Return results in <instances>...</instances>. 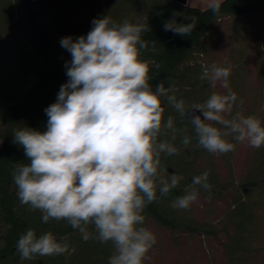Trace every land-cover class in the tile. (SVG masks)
Instances as JSON below:
<instances>
[{
  "label": "trees",
  "instance_id": "16d2710c",
  "mask_svg": "<svg viewBox=\"0 0 264 264\" xmlns=\"http://www.w3.org/2000/svg\"><path fill=\"white\" fill-rule=\"evenodd\" d=\"M213 4L220 5L219 12L212 11ZM213 4L201 8L174 0H0V264H108L113 252L111 243L84 240L66 221L43 223L39 211H30L19 202L12 177L16 165L27 160L22 147L13 141L15 131L26 126L46 130L45 109L56 102L61 85L68 81L65 65L71 61V54L61 47V39L86 36L94 19L109 15L117 23L127 20L148 26L149 30L142 35L148 42L142 59L160 65H151L153 90L162 81L165 87H173L177 98L187 105L203 103L217 91V87L213 89L207 80L201 79L204 69L212 64L227 67L229 88L237 95L234 113L255 115L264 121V53L260 46L264 0H222ZM174 13L181 15L174 17ZM188 16L197 18L190 35L164 30L165 22L173 18L177 23H190ZM221 40L227 43L226 47L220 45ZM255 51L261 84L258 90L250 74V58ZM163 106L165 120L173 116L175 127L187 129L184 134L192 139L185 147L179 133L174 141L171 132L160 137L180 150L178 155L162 154L163 174H176L183 179L167 197H161L157 191V201L143 213L144 226L164 228L172 238L180 232L204 238L221 235L223 260L211 257V264H262L264 147H250L244 173L238 179L232 167L235 150L211 154L197 147L189 121L181 118L167 101ZM218 155L232 172L227 181L218 168ZM205 171L209 172L211 191L201 189L198 198L229 202L217 222L200 223L194 213L196 202L187 210L172 207V201L184 195L192 178ZM29 228L37 235L51 231L67 241L68 251L58 256L21 260L16 243Z\"/></svg>",
  "mask_w": 264,
  "mask_h": 264
},
{
  "label": "clouds",
  "instance_id": "9594fccd",
  "mask_svg": "<svg viewBox=\"0 0 264 264\" xmlns=\"http://www.w3.org/2000/svg\"><path fill=\"white\" fill-rule=\"evenodd\" d=\"M211 8L217 13L220 5ZM187 20L166 21L164 30L188 36L197 18ZM92 24L86 36L60 41L71 54L65 65L68 81L45 109L46 130L26 126L15 131L13 141L27 160L16 165L13 182L19 202L39 211L43 223L66 221L84 240L111 243L108 264H144L157 241L144 226L143 213L157 201V191L167 197L183 179L163 174L162 154L178 155L180 150L160 137L171 132L174 141L179 133L185 147L192 139L184 134L187 129L175 127L173 116L165 120L164 102L189 121L196 146L211 154H227L243 142L264 147V121L234 113L237 95L229 88V68L212 64L201 75L213 89L219 83L226 92L213 91L203 103L187 105L162 81L153 90L151 65H160L142 59L147 25L117 23L109 15ZM211 187L208 171L194 176L172 207L189 209L200 190L210 193ZM68 249L67 241L51 231L37 235L31 228L16 243L20 259L29 261Z\"/></svg>",
  "mask_w": 264,
  "mask_h": 264
},
{
  "label": "rangeland",
  "instance_id": "374dc122",
  "mask_svg": "<svg viewBox=\"0 0 264 264\" xmlns=\"http://www.w3.org/2000/svg\"><path fill=\"white\" fill-rule=\"evenodd\" d=\"M220 1L222 0H189L188 3L191 6L204 8ZM220 45L222 47H226L227 43L224 42V40H221ZM260 46L264 53V33ZM256 59L257 51L253 52L250 58L252 63V71L250 74L253 86L258 90L260 89L261 84L258 77L259 68L256 64ZM262 89L264 93V86ZM217 91L225 92V89L221 88L218 83ZM249 151L250 147L247 142L237 144L234 157L232 159V167L233 174L238 179H240L244 173ZM216 161L221 172L222 179L227 181L231 177L232 173L229 170V166L222 160L220 155L216 156ZM228 203L229 202H225V200H219L215 203L203 197L198 198L194 208L195 217L200 223H206L212 220L217 222L218 219L223 217L227 211ZM261 224L263 225L262 232L264 237V207L262 209ZM147 228L154 233L157 242L149 251L148 258L145 260L146 264H211V257L220 259V262L223 260V248L221 245L223 237L221 235L217 238H204L199 234L180 232L177 236L172 238L164 228L160 229L152 224L148 225ZM261 245L264 246V241ZM261 253L262 264H264V251Z\"/></svg>",
  "mask_w": 264,
  "mask_h": 264
},
{
  "label": "water",
  "instance_id": "95a60500",
  "mask_svg": "<svg viewBox=\"0 0 264 264\" xmlns=\"http://www.w3.org/2000/svg\"><path fill=\"white\" fill-rule=\"evenodd\" d=\"M176 2L182 3V4H187L188 0H174Z\"/></svg>",
  "mask_w": 264,
  "mask_h": 264
},
{
  "label": "crops",
  "instance_id": "0c3cea01",
  "mask_svg": "<svg viewBox=\"0 0 264 264\" xmlns=\"http://www.w3.org/2000/svg\"><path fill=\"white\" fill-rule=\"evenodd\" d=\"M188 2H189V0H188Z\"/></svg>",
  "mask_w": 264,
  "mask_h": 264
}]
</instances>
